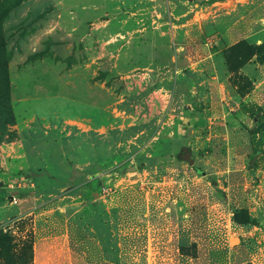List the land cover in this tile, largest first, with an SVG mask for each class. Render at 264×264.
I'll use <instances>...</instances> for the list:
<instances>
[{
	"label": "rangeland",
	"instance_id": "1",
	"mask_svg": "<svg viewBox=\"0 0 264 264\" xmlns=\"http://www.w3.org/2000/svg\"><path fill=\"white\" fill-rule=\"evenodd\" d=\"M0 43V264H264V0H0Z\"/></svg>",
	"mask_w": 264,
	"mask_h": 264
},
{
	"label": "water",
	"instance_id": "2",
	"mask_svg": "<svg viewBox=\"0 0 264 264\" xmlns=\"http://www.w3.org/2000/svg\"><path fill=\"white\" fill-rule=\"evenodd\" d=\"M187 160L189 164H193V158L191 157V155H188Z\"/></svg>",
	"mask_w": 264,
	"mask_h": 264
},
{
	"label": "built area",
	"instance_id": "3",
	"mask_svg": "<svg viewBox=\"0 0 264 264\" xmlns=\"http://www.w3.org/2000/svg\"><path fill=\"white\" fill-rule=\"evenodd\" d=\"M11 200H12V203H16L17 202V200H16V197L15 196H13L12 198H11Z\"/></svg>",
	"mask_w": 264,
	"mask_h": 264
},
{
	"label": "trees",
	"instance_id": "4",
	"mask_svg": "<svg viewBox=\"0 0 264 264\" xmlns=\"http://www.w3.org/2000/svg\"><path fill=\"white\" fill-rule=\"evenodd\" d=\"M3 43H0V46L2 45ZM33 257V256H32ZM245 264H251L250 262H247V263H245Z\"/></svg>",
	"mask_w": 264,
	"mask_h": 264
}]
</instances>
